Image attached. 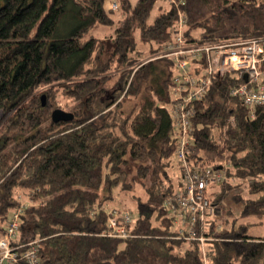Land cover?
I'll return each mask as SVG.
<instances>
[{"label":"trees","instance_id":"obj_1","mask_svg":"<svg viewBox=\"0 0 264 264\" xmlns=\"http://www.w3.org/2000/svg\"><path fill=\"white\" fill-rule=\"evenodd\" d=\"M161 1L123 0L117 17L106 0H0V233L17 193L33 191L40 203L26 208L19 239L40 240L42 264H264V229L230 223L222 212L206 227L197 224L203 243L178 235L163 208L181 185L171 159L172 117L163 105L173 62L152 60L135 71L133 65L143 52L136 33L154 55L171 37L179 10L192 40L263 35L264 0H185L179 7ZM103 28L109 46L97 33ZM231 83L228 76L216 81L196 104L194 155L226 170L210 191L217 209L235 177L248 182L252 196L239 198L242 213L264 215V106L251 117L229 96ZM60 92L74 101L67 110L73 118L53 121L54 109L69 106L57 101ZM123 94H142L128 114ZM209 153L225 154L230 165ZM131 162L150 181L133 198L135 210L115 204V194L130 192L123 166ZM174 167L179 175L169 171ZM122 210L134 214L128 236L104 234Z\"/></svg>","mask_w":264,"mask_h":264},{"label":"built area","instance_id":"obj_2","mask_svg":"<svg viewBox=\"0 0 264 264\" xmlns=\"http://www.w3.org/2000/svg\"><path fill=\"white\" fill-rule=\"evenodd\" d=\"M179 7L185 0H173ZM118 1L109 8L117 10ZM188 18L179 10L178 19L171 37L160 50L142 60L139 66L152 60L170 58L173 74L169 101L163 102L172 117L173 155L181 169V185L163 201V208L173 216L174 227L179 236L187 239L197 236V224L205 227L208 219L217 215V206L212 203L210 191L226 178L223 165L214 168L203 158L194 155L196 143L192 136L196 104L203 101L210 88L228 76L230 97L240 99L254 116L255 108L264 106V34L256 37H223L211 41L192 40L186 35ZM226 164V163H225ZM26 206L19 204L10 212L5 230L0 233V264H42L40 240L19 239ZM110 218L109 236H128L127 225L134 218L130 210H122ZM119 214L121 223L115 217ZM203 257L206 262L205 250Z\"/></svg>","mask_w":264,"mask_h":264},{"label":"rangeland","instance_id":"obj_3","mask_svg":"<svg viewBox=\"0 0 264 264\" xmlns=\"http://www.w3.org/2000/svg\"><path fill=\"white\" fill-rule=\"evenodd\" d=\"M112 1H118V3L120 4V7L117 10H114V13L116 14L117 17L122 16L123 15V10L124 8H122V1L123 0H106V5L109 8V4ZM133 2H135V0H132ZM162 3H164L166 6H171V5H175L173 0H165V1H161ZM156 11H158L157 9H154L152 11L151 17H150V21H153L155 15H156ZM107 29L103 28L100 29L97 33L102 37H104V40L106 41V46H109V36H104V32H106ZM230 28L228 27V29H226L223 34L225 35L226 33H230ZM136 38H137V43H138V48H140L141 50H143V52L141 54L137 55V59H139V61H137L134 65V71L136 69H138L139 64H141V61L144 60L146 57H148V47L145 45H143L141 43V41L139 40V34L136 33ZM161 63H158V65H160ZM130 68H124L123 70H129ZM116 74H114L115 77L113 80H117V76L118 73L117 71L114 72ZM159 81V76L155 75L153 78V84L157 85ZM142 94L139 96H127V95H122L119 99V101L122 100L121 103V109L125 114L130 113L133 108L136 105V102H139V100H141ZM57 101L59 103H61V105H64L66 103H68V107H65L66 111L71 109L74 105V101L70 98H67L65 96V94H63L62 92H60L57 95ZM210 158H214V159H219V161H222L223 163H226L227 165H230V161H228V159L226 158L225 154H222L221 157L218 156L219 154L217 153H209ZM218 156V157H217ZM174 162L176 161L175 156L172 155L171 158ZM124 169L126 170V172L128 173V182L130 184L131 189L129 190L130 192H125V193H120L118 192L116 195V200H115V204L120 205V203H122V201L125 203V205L121 204V207H126L128 209H132L135 210L136 208V204L133 202V198H136L137 195H141L143 196L145 193V189L144 186L150 184L149 179H142L139 178L137 176V168H138V164L131 162L130 165L127 166H123ZM224 170L225 176L226 175V170ZM169 171H173L176 175H179V170L176 169V167H174V169ZM226 179V178H225ZM230 183L227 184L228 187V191L227 194L225 195V197L222 200V211L220 210V208L218 207L217 212L221 213L222 212V218L226 219H230V223L235 221L237 222V224L241 225V226H245L247 223L248 226H253V227H257V228H261L264 229V215H259V216H248V215H244L241 211L242 206L240 204V202L238 201L239 198L244 199V198H248V197H252L249 193V187H248V182L243 181L241 179L235 178V177H230ZM219 188V184L215 185L214 189H218ZM17 202L18 205L19 204H24L26 206V208L31 207L32 205H37L40 203V200H36L34 198L33 195V191H28V190H21L17 193ZM120 202V203H119ZM219 227H222V225L220 224ZM224 227V225H223ZM260 233V232H259ZM261 234V233H260Z\"/></svg>","mask_w":264,"mask_h":264},{"label":"water","instance_id":"obj_4","mask_svg":"<svg viewBox=\"0 0 264 264\" xmlns=\"http://www.w3.org/2000/svg\"><path fill=\"white\" fill-rule=\"evenodd\" d=\"M42 100H43V104L45 105L44 96H42ZM72 118H73V114L71 112L60 108L54 109V111L52 112L53 121L70 120ZM221 168L222 167L220 166V169Z\"/></svg>","mask_w":264,"mask_h":264}]
</instances>
